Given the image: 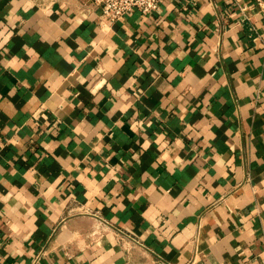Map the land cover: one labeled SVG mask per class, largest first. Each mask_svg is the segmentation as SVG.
Returning a JSON list of instances; mask_svg holds the SVG:
<instances>
[{
  "label": "crops",
  "instance_id": "1",
  "mask_svg": "<svg viewBox=\"0 0 264 264\" xmlns=\"http://www.w3.org/2000/svg\"><path fill=\"white\" fill-rule=\"evenodd\" d=\"M0 264H264V0H0Z\"/></svg>",
  "mask_w": 264,
  "mask_h": 264
},
{
  "label": "built area",
  "instance_id": "2",
  "mask_svg": "<svg viewBox=\"0 0 264 264\" xmlns=\"http://www.w3.org/2000/svg\"><path fill=\"white\" fill-rule=\"evenodd\" d=\"M99 5L102 15L110 22L121 19L127 12L138 10L141 14L154 12L159 0H92Z\"/></svg>",
  "mask_w": 264,
  "mask_h": 264
}]
</instances>
